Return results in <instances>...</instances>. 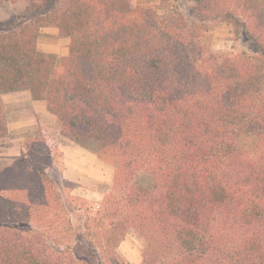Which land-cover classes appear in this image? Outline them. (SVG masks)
I'll use <instances>...</instances> for the list:
<instances>
[{
	"label": "trees",
	"instance_id": "trees-1",
	"mask_svg": "<svg viewBox=\"0 0 264 264\" xmlns=\"http://www.w3.org/2000/svg\"><path fill=\"white\" fill-rule=\"evenodd\" d=\"M191 1L251 53L211 49L166 0H28L37 12L0 21V147L2 95L28 90L60 134L116 167L79 241L47 171L55 148L26 135L0 163V264H129L117 252L128 231L144 241L140 264H264V0ZM47 24L66 55L38 50Z\"/></svg>",
	"mask_w": 264,
	"mask_h": 264
},
{
	"label": "rangeland",
	"instance_id": "rangeland-1",
	"mask_svg": "<svg viewBox=\"0 0 264 264\" xmlns=\"http://www.w3.org/2000/svg\"><path fill=\"white\" fill-rule=\"evenodd\" d=\"M159 1L139 0V2L147 4H158ZM166 1L174 4L189 22L200 24L205 29V42L211 49L251 53L250 45L243 40L240 33L236 32L232 22L226 20L199 22L193 12L191 0ZM29 8H33L32 11L37 12V9H34V5L32 6L28 0L14 2L3 0V3L0 4V21L10 20L14 24L21 23L27 16ZM68 43V37L61 35L53 24L42 26L37 35V48L41 52L64 56L68 53ZM2 99L6 109L9 136L0 147V163H14L20 156L25 136L32 135L36 130H41L49 144L55 148L51 153L52 162L47 170L48 174L60 193L66 198L76 238L83 241L85 208L98 203L110 190L115 164L100 157L90 147H85L60 134L57 117L53 114L56 117V122L48 121L41 112V103H33L31 99L24 96L22 90L2 96ZM137 181L147 184L149 178L144 174H139ZM143 246L142 237L137 232L128 231L119 243L117 252L127 263L140 264Z\"/></svg>",
	"mask_w": 264,
	"mask_h": 264
},
{
	"label": "crops",
	"instance_id": "crops-1",
	"mask_svg": "<svg viewBox=\"0 0 264 264\" xmlns=\"http://www.w3.org/2000/svg\"><path fill=\"white\" fill-rule=\"evenodd\" d=\"M18 92H19V91H14V92H9V93H18ZM22 92H24V96H25L26 98L31 99V101H32L33 103H41V104H40L41 112L43 113V115H45V116L47 117V120H48V121L56 122V117H55L53 114H51L50 112L47 111L46 104H45L44 101H42V100H33V99L31 98L30 92H29L28 90H22ZM9 93H5V94H3L2 96H5V95H7V94H9ZM16 96H17V95H16ZM42 118H43V117H42ZM42 121H43V120H42Z\"/></svg>",
	"mask_w": 264,
	"mask_h": 264
}]
</instances>
